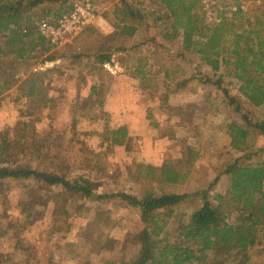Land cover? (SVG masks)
Here are the masks:
<instances>
[{"label": "rangeland", "instance_id": "1", "mask_svg": "<svg viewBox=\"0 0 264 264\" xmlns=\"http://www.w3.org/2000/svg\"><path fill=\"white\" fill-rule=\"evenodd\" d=\"M93 1L99 13L119 0ZM156 2L136 7L152 15L153 21L164 11ZM229 5H243L252 15L264 10V0H220L221 7ZM198 10L206 23L201 3ZM33 13V23L52 20L38 15L42 10ZM232 17H223L222 22ZM168 24L165 20L154 31L144 30L132 42L147 39V44L131 43L132 50L117 53L110 64L95 71L86 62L69 60L81 51L78 37L54 49L56 61L45 63L49 54L41 53L33 64L21 67L19 83L0 99V148L4 137L17 143L5 159L68 179L83 176L98 194L141 196L142 191L153 190L185 195L177 207L185 219L202 206L203 192L216 206L217 196L225 194L230 184L226 175L215 182L224 167L238 158L248 165L258 161L249 158L252 151L232 148L230 123L252 130L257 147L264 146V136L238 115L215 84L217 77L197 55L179 56L182 34L165 39L172 32ZM139 59L147 62L143 81L136 69L145 63ZM34 68L41 69L34 72ZM94 85L105 86L102 106L95 103L96 96L90 97ZM222 87L240 100L242 113L252 123L264 120V108L247 102L241 83L226 77ZM120 127L127 128L128 138L116 146L111 132ZM188 158L194 159L189 165ZM170 162L188 172L178 184L161 183L159 172L153 178L138 169ZM54 193L63 195L56 198ZM237 216L234 213L229 223H236ZM142 227L140 212L118 199H87L34 179L0 180V264H133L139 253L135 236ZM244 259L236 264H264V241Z\"/></svg>", "mask_w": 264, "mask_h": 264}, {"label": "trees", "instance_id": "2", "mask_svg": "<svg viewBox=\"0 0 264 264\" xmlns=\"http://www.w3.org/2000/svg\"><path fill=\"white\" fill-rule=\"evenodd\" d=\"M156 1L164 11L150 21L152 15L129 0H119L104 13L115 31L105 35L89 26L77 38L78 44L82 45L81 51L70 55L69 60L72 64L86 62L90 71L101 69L110 64L117 53L133 49L130 44L141 28L146 32L154 31L161 21L167 20L172 32L167 33L165 39H174L182 34V53L179 56L186 59L187 55H197L217 77L215 84L222 89L238 115L264 136V120L252 123L249 115L242 113L240 100L222 87L226 77L235 79L241 83L240 91L247 102L264 108V10L252 15L239 8L231 19L210 26L206 25L198 10L201 0ZM71 2L0 0V99L19 83V69L33 64L41 53L49 54L45 63L57 60L56 47L33 26L34 10H42L38 15L47 19L52 17L50 22L57 23L71 10ZM45 5L49 7L44 8ZM138 61L145 63L136 69L141 75L138 78L143 81L146 74L143 68L147 62L144 59ZM104 93V85H94L90 97L96 96L98 101L94 102L102 106ZM29 95L33 96V90ZM227 134L233 149L252 151L249 158L256 157L258 161L253 165L242 164L239 158L229 162L215 178V182L223 175L230 178L226 193L217 196L216 206L208 199L207 192L201 193L203 204L189 219L177 214V207L185 200V195L157 194L153 190H144L141 196L125 192L98 194L83 176L68 179L59 173L6 160V155L13 152L17 144L7 137L3 138L0 148V180L34 179L87 199H118L125 206L138 210L143 227L135 236L139 253L133 264H236L246 260L248 251L264 241V146L257 147V135L235 121L230 123ZM111 136L113 145L122 146L128 138V130L120 127L113 130ZM193 160L188 158L186 164ZM138 169L147 171L153 178L159 172V181L169 185L180 183L188 175L185 168H176L172 162L162 167L138 165ZM53 195L57 198L63 193ZM234 213L238 216L236 223L231 224L229 219Z\"/></svg>", "mask_w": 264, "mask_h": 264}, {"label": "built area", "instance_id": "3", "mask_svg": "<svg viewBox=\"0 0 264 264\" xmlns=\"http://www.w3.org/2000/svg\"><path fill=\"white\" fill-rule=\"evenodd\" d=\"M135 6H145L151 4L152 0H129ZM71 10L60 17L57 23H51L48 20L41 19L34 21L37 31L56 48L63 47L67 43L79 37L85 29L94 25L98 18V11L93 0H72ZM203 13L207 15L209 24L222 22L223 17L228 19L239 8L243 12L247 9L242 6L229 5L220 6V0H201ZM223 15L222 17H219ZM225 15V16H224ZM41 68H34L37 72ZM24 74H22L23 76Z\"/></svg>", "mask_w": 264, "mask_h": 264}, {"label": "crops", "instance_id": "4", "mask_svg": "<svg viewBox=\"0 0 264 264\" xmlns=\"http://www.w3.org/2000/svg\"><path fill=\"white\" fill-rule=\"evenodd\" d=\"M115 4L116 3H112L110 6L102 7L101 10L98 13V18L96 19L94 25H92V26H95L96 29L100 30V32H103V34H105V35H110V34H112L115 31V29L112 26V24H110L108 22V20H106V18L104 17V13L107 12V11H109ZM143 32H144V28H141L137 32V34L134 37V39L137 38L138 36H142L143 35ZM146 40L147 39H141L142 43H135V41H134V42H132V44L135 43V44L141 46V44L146 43ZM146 60H148V62H151V60L148 57H146Z\"/></svg>", "mask_w": 264, "mask_h": 264}]
</instances>
